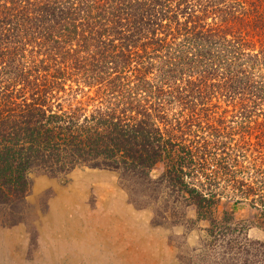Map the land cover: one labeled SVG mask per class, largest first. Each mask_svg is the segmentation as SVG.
I'll use <instances>...</instances> for the list:
<instances>
[{"label":"trees","instance_id":"trees-1","mask_svg":"<svg viewBox=\"0 0 264 264\" xmlns=\"http://www.w3.org/2000/svg\"><path fill=\"white\" fill-rule=\"evenodd\" d=\"M258 115L264 0H0L5 227L22 222L33 172L108 170L134 205L172 191L195 208L201 264H264V239L234 217L248 203L264 231V148L236 133Z\"/></svg>","mask_w":264,"mask_h":264},{"label":"rangeland","instance_id":"rangeland-1","mask_svg":"<svg viewBox=\"0 0 264 264\" xmlns=\"http://www.w3.org/2000/svg\"><path fill=\"white\" fill-rule=\"evenodd\" d=\"M240 121L238 136L264 148V116ZM163 171L155 166L151 180ZM30 182L22 222L0 224V264H201L208 253V222L176 192H155L134 205L117 172L87 168L56 177L33 172ZM231 208L223 199L216 214ZM234 217L252 226L250 240L264 239L248 203L238 204Z\"/></svg>","mask_w":264,"mask_h":264}]
</instances>
